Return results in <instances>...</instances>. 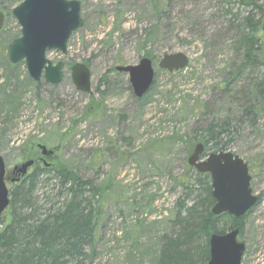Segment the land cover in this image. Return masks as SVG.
<instances>
[{"label":"rangeland","instance_id":"obj_1","mask_svg":"<svg viewBox=\"0 0 264 264\" xmlns=\"http://www.w3.org/2000/svg\"><path fill=\"white\" fill-rule=\"evenodd\" d=\"M80 1L81 23L68 41L67 54L46 53L54 64L64 62L57 85L44 76L31 79L24 60L9 62L7 46L21 35V26L11 9L5 17L0 86L6 96L15 92L9 100L18 99L16 107L21 108L11 113L14 103L0 96V153L7 188L15 186L14 167L31 153L40 155L37 144L57 147L55 156L84 180L108 184L91 264H156L160 237L178 232L172 224L178 202L191 205L197 194L201 197L200 189L190 195L183 183L196 173L187 160L198 142L194 132L207 119L199 112L207 106L209 118L239 123L228 149L248 164L251 188L259 196L242 222L239 240L246 247L241 264H264V111L252 125L241 108L243 89L251 92L252 103L262 104L253 89L258 83L264 87V52L229 95L220 91L228 73L241 65L239 40L245 30L240 22L250 16L258 23L262 15L252 2L263 6L264 0H170L157 9L159 15L151 0ZM149 29L154 33L150 37ZM258 33L264 50V33ZM145 51L155 56V84L137 98L128 75L115 67L136 65ZM176 52L188 56L187 67L172 73L160 69L161 57ZM79 62L91 70V94L73 84L71 66ZM45 183L38 186L41 202L55 186L53 180ZM8 214L0 219L6 221Z\"/></svg>","mask_w":264,"mask_h":264},{"label":"trees","instance_id":"obj_2","mask_svg":"<svg viewBox=\"0 0 264 264\" xmlns=\"http://www.w3.org/2000/svg\"><path fill=\"white\" fill-rule=\"evenodd\" d=\"M22 1L4 0L0 2V10L7 15L9 9L12 10ZM169 1L151 0V5L157 10L161 8L160 5ZM252 4V9L258 10L262 18L256 23L252 17L247 16L240 22L245 30L239 40L242 61L239 68L230 71L221 83L220 91L224 96L231 93L232 85L239 86V78L245 70L258 66L256 60L264 52L256 37L258 32L263 34L260 29L264 19V5L254 2ZM156 13L159 15L160 11L157 10ZM150 29L147 30L148 37L154 34ZM143 56L155 59L149 51H145ZM254 86L257 88L253 92L261 99L262 104L252 103L249 98L251 92L243 89L245 98L243 97L241 106L242 115L250 117L252 125H256L260 112L264 111V87L259 88V83ZM6 93L8 94L5 87L0 86V96H4L6 100L12 94L15 96V92L11 90L9 95L6 96ZM12 102L14 105L10 107L11 113H20L21 108L16 107L18 99L9 100V103ZM206 109L207 106L199 112L202 118L206 116L207 119L203 118V123L194 132L198 134L197 144L203 143L206 153L228 149L233 143V133L239 129V123L228 118H209ZM4 123H8V120ZM55 155L56 151L48 156L49 165L36 163L34 170L16 182L10 191V206L6 210L9 213L8 219H0V264L92 263L95 252L94 236L100 217L105 213L104 193L108 184L97 185L91 180H84L75 167ZM52 180L55 186L47 199L41 202L37 195L38 186ZM183 184L190 190V195L194 189H200L201 197L197 194L191 205H186L185 201L178 202L172 218V224L179 228L178 232L160 237L156 264H206L210 257V236L213 233L224 234L239 225L240 221L242 223L250 213L244 218H235L227 213L214 215L211 208L215 200L211 195V179L208 173L203 174L196 170L193 180L187 179ZM242 230L243 223L240 235Z\"/></svg>","mask_w":264,"mask_h":264},{"label":"water","instance_id":"obj_3","mask_svg":"<svg viewBox=\"0 0 264 264\" xmlns=\"http://www.w3.org/2000/svg\"><path fill=\"white\" fill-rule=\"evenodd\" d=\"M80 0H23L12 9V14L21 26V35L8 45L7 57L11 64L24 60L28 74L34 81L42 76L57 85L64 76V62L54 64L46 53L56 50L67 54V44L72 33L81 23ZM5 13L0 10V31ZM264 32V22L262 24ZM189 64L183 52L164 54L158 66L170 73L182 70ZM116 70L128 75L130 86L137 98L144 97L152 87L155 69L152 59L143 57L136 65H118ZM71 78L78 91L92 93L91 70L85 63L71 66ZM43 156L54 153L46 145L39 144ZM205 147L198 143L188 158V164L211 178V195L215 200L211 212L219 216L227 213L235 218H244L259 202L251 188L249 166L231 150L210 152L204 156ZM33 165L27 160L16 165L13 171L25 175ZM6 166L0 153V218L10 206V190L6 186ZM12 179V182L19 181ZM240 224L224 234L213 233L209 238L210 257L206 264H241L245 243L239 240Z\"/></svg>","mask_w":264,"mask_h":264},{"label":"flooded vegetation","instance_id":"obj_4","mask_svg":"<svg viewBox=\"0 0 264 264\" xmlns=\"http://www.w3.org/2000/svg\"><path fill=\"white\" fill-rule=\"evenodd\" d=\"M143 57H146V56H143ZM142 57V58H143ZM149 58V57H148ZM151 59V58H150ZM153 61V60H152ZM38 145L39 144H37L36 146H35V149H37V150H39L40 151V155L39 154H32L31 156H30V158H28V160H33V165L30 167V168H32V167H34L35 166V164L36 163H40V164H43V165H49L48 164V156H43L42 155V150L38 147ZM53 149V148H52ZM57 150H58V148L56 147V149L54 150V153L53 154H55V151L57 152ZM29 168V169H30ZM28 169V170H29ZM28 174V171H27V173L25 174V175H20L19 174V172L16 170V171H13V175H15L16 176V178H13V179H15V180H17L18 178H22V177H24V176H26Z\"/></svg>","mask_w":264,"mask_h":264},{"label":"bare ground","instance_id":"obj_5","mask_svg":"<svg viewBox=\"0 0 264 264\" xmlns=\"http://www.w3.org/2000/svg\"><path fill=\"white\" fill-rule=\"evenodd\" d=\"M226 150H227V149H226ZM233 228H235V227H233ZM233 228H232V229H233ZM229 230H231V229H229Z\"/></svg>","mask_w":264,"mask_h":264}]
</instances>
